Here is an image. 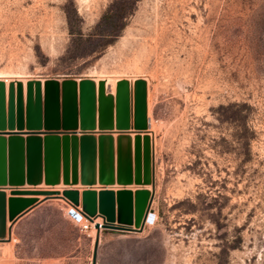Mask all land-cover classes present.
<instances>
[{
	"label": "rangeland",
	"instance_id": "rangeland-1",
	"mask_svg": "<svg viewBox=\"0 0 264 264\" xmlns=\"http://www.w3.org/2000/svg\"><path fill=\"white\" fill-rule=\"evenodd\" d=\"M0 73L55 80L59 88L55 95L51 85L47 96L42 87L39 102L36 94L30 101L23 87L20 97L18 87L6 94L1 86L0 136L9 140L22 132L26 139L36 120L33 104L40 108L38 132L62 140L59 153L43 157L38 185L27 182L29 160H12L8 151V180L12 165L25 167L19 189L149 192L153 222L137 233L103 232L98 264H264V0H0ZM98 76L143 80L152 129L149 122L141 128L139 95L133 99L131 92V105V97L119 101L108 85L113 128L96 122L82 128V98L65 97L63 81ZM66 110L77 128L63 127ZM55 111L62 126L46 130ZM20 121L25 128L11 130ZM89 135L97 179L101 165L110 173L113 164V184L82 185L93 143H86L90 153L83 160L80 139ZM66 136H77V146L71 139L65 145ZM111 145L113 160L101 164L100 149L109 154ZM56 176L58 183L48 184ZM123 176L132 183L120 184ZM1 188L17 187L8 181ZM39 197L37 216L16 229L9 223L0 264H37L31 256L46 255L54 245H62L59 252L68 248L61 199ZM40 222L51 227L50 239L32 254V241L36 246L43 236ZM96 234L86 239V264Z\"/></svg>",
	"mask_w": 264,
	"mask_h": 264
},
{
	"label": "water",
	"instance_id": "water-1",
	"mask_svg": "<svg viewBox=\"0 0 264 264\" xmlns=\"http://www.w3.org/2000/svg\"><path fill=\"white\" fill-rule=\"evenodd\" d=\"M105 83L102 82L101 85ZM125 84H127L125 82ZM139 87V99L142 100V103L139 106V116L141 118V128H147L146 123V114H147V106H146V83L143 80H140L138 83ZM51 85H54L55 95H58V84L57 81H48L46 84V93L47 96L51 93ZM18 95L21 97L22 92V84H18ZM33 84L29 85L28 97L30 101L33 100V97L36 94L37 100L40 102L41 100V84L36 82V93L33 90ZM77 82L76 80H66L64 82V96L77 97ZM93 83L88 81L87 79L83 80L80 96L82 98V128L95 127V95L94 89L92 88ZM14 86L12 84L11 91H14ZM105 92V90H104ZM122 101H126L122 100ZM21 108V106H20ZM113 100L112 97H101L100 104V128H113ZM30 113L36 120L33 121L34 118L30 120L28 128L31 132L27 133L26 139L17 133V135L11 136L9 140L5 138V136H0V242L6 241L7 235V222L10 221L11 224L17 222V218H21L26 212H29L32 206L39 203L36 198H21L22 196H45L46 200L49 199H61L67 202V204L73 205L75 207H81L82 212L85 217L91 222L95 223V221L101 217L103 219V223L95 224V229L97 230V236L94 244L93 256H92V264H98L99 258V248H100V238L101 234L107 231H121L127 233H137L143 229V225L148 222H153L154 219V211L151 209L152 199H150V194L147 190H138L136 193H133L132 190L123 189L115 192L109 188H102L100 192H97L96 189L87 188L82 193V201L80 200V193L77 190H72L70 192H59V191H42V190H22L19 189V186H22L26 182L25 178V167L21 164V166L12 165L11 166V178L8 180L6 177V167L5 160L8 151L10 152L12 160H29V170H28V184L29 185H38L41 183V168L43 157H46L47 160H50L53 157L54 152L60 151L62 140L58 136H53L52 134H47V136L43 137L42 132H38L42 128V121L40 119V108L37 106L34 109L33 104L30 105ZM74 116V115H73ZM63 127L65 129H74L77 128L78 125L76 123L69 124L67 110L63 116ZM71 117V116H70ZM110 117V119H109ZM74 117H71V120ZM91 118V119H90ZM48 120V119H47ZM53 121L46 124V130H57L60 129L62 123L60 121V115L55 111V115L52 119ZM70 120V121H71ZM68 121V124H67ZM73 123V122H72ZM11 130L15 131L18 128L19 131H22L25 126L22 121L19 122L18 125L12 124L10 125ZM70 137H64V144L68 145L70 142ZM95 138L93 136H83L81 140L82 144V157L83 160H88V149L87 145L92 142L93 144V163L91 165L84 166V176L82 179V185H95L97 182L100 184H113L115 181L114 177V169L113 164L112 171L107 172L108 169L102 167L100 170V176L97 179V169L95 160L97 157V151L95 149ZM106 139L112 140V138L107 136H101V141H105ZM123 139V137L121 138ZM73 146H77L78 138L77 136L72 137ZM9 143V147H8ZM87 143V145H86ZM130 152V148H128V153ZM101 154V164L102 160H113V146L110 147L109 154L104 149H100ZM121 155V154H120ZM123 156H126L122 153ZM49 162V161H48ZM52 163V162H50ZM49 163V164H50ZM40 171V172H39ZM19 172V177L15 174ZM56 180L49 179L48 184H56L59 180V176H56ZM11 183V185H15L17 188L11 190V198L8 200L7 206V198L5 190L1 187L5 186L7 183ZM148 179H146V182ZM120 184L128 185L132 183L131 178H127L125 176L119 178ZM74 184H78L77 177H74ZM20 196V197H19ZM147 209V212H145ZM146 213V215H145ZM8 215V217H7ZM145 215V216H144ZM18 218V219H19ZM11 232V230H9Z\"/></svg>",
	"mask_w": 264,
	"mask_h": 264
},
{
	"label": "crops",
	"instance_id": "crops-1",
	"mask_svg": "<svg viewBox=\"0 0 264 264\" xmlns=\"http://www.w3.org/2000/svg\"><path fill=\"white\" fill-rule=\"evenodd\" d=\"M73 188H79L80 193L83 192V190H85L84 187H73ZM115 192H117L118 188L115 187V189H113ZM100 192V190H97V192ZM6 193V198H7V206H8V200L12 197L11 196V191L9 189L5 190ZM20 197V196H19ZM35 198L34 196H22L21 198ZM41 199H43L44 197L41 196L39 197ZM59 202L63 203V208L62 211L63 213L61 214V218L64 220V223L66 225L67 229V233H69L70 237L67 236L66 240H65V244L68 246V248H66V250L64 252H59V250L61 249L62 245L57 246L54 245V247L52 249H47L46 251L48 252L46 255H39L36 258H34V256H31L30 261L31 262H36L37 264H66V263H71V264H86V258H85V251H86V239L87 237L89 239H92V230H84L82 228L81 224H78L76 222H74L73 220H71L68 215H67V207L69 206L66 202H64L63 200H59ZM43 206V204H35L34 206H32L29 212H26L21 218L17 219V222L15 223V229L21 225H25L27 224L29 221H31V219H33V217L37 216V211ZM8 217V215H7ZM97 220H99V222L95 223H102L103 219L101 217H99ZM46 224L48 222H45ZM43 222H40L38 224V227L43 231V236L38 240V242L36 243V246H34V240L32 241L33 243V249H32V254H34V252H38V251H42L41 247L42 243L44 241H49V237H47V235L49 234V232L52 230L51 227H48L45 229V225ZM7 226H9V222L7 224ZM103 235V234H102ZM103 236H101L102 238ZM58 238L55 237L54 240H56ZM96 238V237H95ZM100 238V241H101ZM122 239H131L130 237H123L121 239H119L120 241ZM118 240V241H119ZM93 246L95 241L91 240ZM101 243V242H100ZM49 251L51 253H49ZM100 259V258H99ZM92 262V260H91ZM99 264H100V260H99Z\"/></svg>",
	"mask_w": 264,
	"mask_h": 264
},
{
	"label": "bare ground",
	"instance_id": "bare-ground-1",
	"mask_svg": "<svg viewBox=\"0 0 264 264\" xmlns=\"http://www.w3.org/2000/svg\"><path fill=\"white\" fill-rule=\"evenodd\" d=\"M27 78V77H26ZM30 79V78H29ZM126 79V80H125ZM141 79V78H140ZM83 80H85V79H82V80H77L76 82H77V91H78V94L80 95V93H81V87H82V82H83ZM88 81H91L92 83H93V86H92V88L94 89V95H95V100H96V127L98 126H100V124H99V122H100V114H99V111H100V104H101V97L102 96H105V97H109V96H111L112 97V100H114L113 99V96L112 95H106V93L104 92V90H105V85H108V87H110V89H111V91H112V93H114L113 95L114 96H116L117 95V97L119 98V101L120 100H122L123 98H124V100H125V98H127V99H130L129 97H131V105H132V102H134V101H132L133 99H135V95L137 96L136 98L138 99V93H139V87H138V82L140 81V80H138V79H136V78H129L128 76L125 78V77H116V78H112V76H111V78H110V76L109 77H92V78H89V79H87ZM136 80H138V81H136ZM36 82H39L40 84H41V90H42V87L43 88H45V90H46V84H45V82H48V81H46V80H28V79H25V77H23V76H20V75H14V74H12V73H9V74H5V73H0V89H1V86H2V84H3V86H4V88H5V93L6 94H9V92H10V90H11V86H12V84H14L13 86H14V92H17V87H19L17 84H22V87H23V91H27V94H28V90H29V85L30 84H33V90H34V92H35V90H36ZM63 82H65V81H63ZM102 82H104L105 84L104 85H101V83ZM125 82L127 83V84H125ZM136 84V85H135ZM43 85V86H42ZM136 86V87H135ZM118 88V89H117ZM131 92H132V94L134 95L133 97V99H132V95H131ZM129 93H130V95L131 96H129ZM148 102H149V100H148ZM135 104V103H134ZM132 109V108H131ZM134 109V108H133ZM98 116V117H97ZM149 116H150V110H149ZM148 116V117H149ZM147 118V117H146ZM149 122V126H150V128L152 127V122H151V119H149V120H146V123H148ZM97 123H98V125H97ZM152 129V128H151ZM97 183H99V182H97ZM77 186V185H76ZM62 188H63V186H59V187H57V189L58 190H55V191H59L60 189L62 190ZM36 190H38V189H36ZM74 191V190H77V191H79V189H75V188H64L63 190H62V192H70V191ZM120 190H123V189H120ZM42 191H47V190H42ZM54 191V190H53ZM84 191V190H83ZM119 191V190H118ZM117 191V192H118ZM60 192V191H59ZM79 193H80V191H79ZM83 193V192H82ZM38 196H42V195H38ZM38 196H34V197H38ZM33 198V197H32ZM36 199H38V198H36ZM80 200L82 201V198H81V194H80ZM19 218V217H18ZM17 218V219H18ZM16 219V220H17ZM9 223H10V221H9ZM103 223V222H102ZM101 223V224H102ZM8 224V223H7ZM95 224L96 223H94V230H95ZM97 231V230H96ZM96 236H97V234H96ZM95 240H96V238H95ZM95 244V243H94ZM93 250H94V248H93ZM92 256H93V254H92ZM91 264H92V262H91Z\"/></svg>",
	"mask_w": 264,
	"mask_h": 264
},
{
	"label": "built area",
	"instance_id": "built-area-1",
	"mask_svg": "<svg viewBox=\"0 0 264 264\" xmlns=\"http://www.w3.org/2000/svg\"><path fill=\"white\" fill-rule=\"evenodd\" d=\"M67 207V215L74 222L81 224L84 230H92L94 229V223H91L83 214L81 207H75L73 205L68 204Z\"/></svg>",
	"mask_w": 264,
	"mask_h": 264
},
{
	"label": "trees",
	"instance_id": "trees-1",
	"mask_svg": "<svg viewBox=\"0 0 264 264\" xmlns=\"http://www.w3.org/2000/svg\"><path fill=\"white\" fill-rule=\"evenodd\" d=\"M113 21L111 20V23H112Z\"/></svg>",
	"mask_w": 264,
	"mask_h": 264
}]
</instances>
